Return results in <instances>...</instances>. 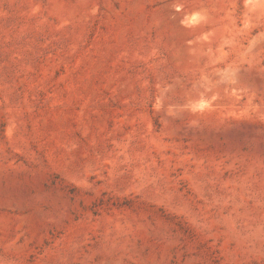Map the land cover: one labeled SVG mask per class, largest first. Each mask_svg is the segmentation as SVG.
I'll return each mask as SVG.
<instances>
[{"label":"rangeland","instance_id":"obj_1","mask_svg":"<svg viewBox=\"0 0 264 264\" xmlns=\"http://www.w3.org/2000/svg\"><path fill=\"white\" fill-rule=\"evenodd\" d=\"M0 264H264V0H0Z\"/></svg>","mask_w":264,"mask_h":264}]
</instances>
